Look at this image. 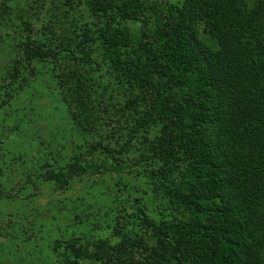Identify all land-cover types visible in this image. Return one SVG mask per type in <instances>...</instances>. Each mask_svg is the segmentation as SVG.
<instances>
[{
    "label": "trees",
    "instance_id": "1",
    "mask_svg": "<svg viewBox=\"0 0 264 264\" xmlns=\"http://www.w3.org/2000/svg\"><path fill=\"white\" fill-rule=\"evenodd\" d=\"M179 4L87 0L92 17L107 21L93 29L70 21L68 30V20L47 18L33 1L22 54L1 79L5 89L49 64L76 127L123 136L112 149L87 142L66 167L39 175L61 187L114 181L126 226L115 228L116 246L92 243L99 247L82 257L93 264H264V0ZM102 69L108 77L94 99ZM134 148L131 167L145 166L167 208L188 215L149 223L121 171L119 158ZM134 221L145 222L144 237L130 229Z\"/></svg>",
    "mask_w": 264,
    "mask_h": 264
},
{
    "label": "rangeland",
    "instance_id": "2",
    "mask_svg": "<svg viewBox=\"0 0 264 264\" xmlns=\"http://www.w3.org/2000/svg\"><path fill=\"white\" fill-rule=\"evenodd\" d=\"M33 1L0 0V83L3 78L8 82L14 60L22 54L29 34L24 23L36 7L31 5ZM160 2L163 8L180 5V0ZM38 3L47 18L68 20V30L72 28L70 21L92 29L107 21L106 17L97 21L92 17L87 0H78L71 8L58 0ZM1 6L7 10L2 11ZM98 52L96 48L95 56ZM39 70L38 76L24 70L15 85L0 89V264H93L82 257L99 247L92 243L99 240L104 246H116L120 238L115 228L121 227L122 231L126 226L114 181L107 176L88 181L83 177L61 187L54 181H43L39 175L66 167L87 142L96 140L112 149L123 136L105 138L108 132L103 129L95 133L81 131L60 98L51 66L40 65ZM105 73L103 69L96 72L94 99L108 77ZM134 149L117 158L132 199L148 209L152 218L149 223L160 228L162 221L188 215L183 206L173 211L167 208L145 176V166L131 167L129 162L140 148ZM101 156L112 157L106 152ZM144 223L139 226L134 221L130 229L144 237Z\"/></svg>",
    "mask_w": 264,
    "mask_h": 264
}]
</instances>
